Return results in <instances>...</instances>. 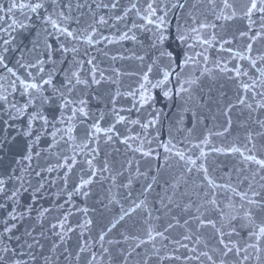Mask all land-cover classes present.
Returning a JSON list of instances; mask_svg holds the SVG:
<instances>
[{"label":"water","instance_id":"water-1","mask_svg":"<svg viewBox=\"0 0 264 264\" xmlns=\"http://www.w3.org/2000/svg\"><path fill=\"white\" fill-rule=\"evenodd\" d=\"M227 2L0 0V264L169 263L264 60V13ZM21 81L48 103L17 114Z\"/></svg>","mask_w":264,"mask_h":264},{"label":"snow or ice","instance_id":"snow-or-ice-1","mask_svg":"<svg viewBox=\"0 0 264 264\" xmlns=\"http://www.w3.org/2000/svg\"><path fill=\"white\" fill-rule=\"evenodd\" d=\"M53 2H54V0H53ZM224 3H225V7H231V5L228 4L227 0H224ZM112 6L116 7L115 4H113ZM15 7H17V5L13 4L12 8H15ZM18 7H20V8L28 7L31 9L32 12H36L38 9L43 7V4H41V3L27 4V5L26 4H20V5H18ZM148 7H149V9H152L151 4H149ZM12 8H9L8 11L11 12ZM153 11H154V9H153ZM254 11H259L261 13H264V0H259V3H258V0H250V5L247 7V11H246L245 15L250 17ZM61 15H63V14L61 13ZM228 18L230 19L231 17H228ZM46 19H50V17H46ZM52 24H53V27L58 28L55 21H52ZM200 27L203 28V27H206V25L202 24V25H200ZM58 30L60 31L61 35H66L68 37L75 38L74 33L72 31H70L68 28H62V29H58ZM193 31H196V29H193ZM241 35H244V33H241ZM5 43L7 44L8 42L5 41ZM204 43H208V41H204ZM249 48H251V45H249ZM60 49L65 53H67L69 51V49L66 48L63 44L60 45ZM5 51H7V49H5ZM71 51L75 52L76 50L71 49ZM3 61H4V56L0 55V64H2ZM38 63H40V62H38ZM88 63L91 64L92 63L91 60H89ZM253 63H255V62H253ZM8 71L11 72L12 69H8ZM40 71L43 72V68H41ZM164 75H165V78H167L168 73L165 72ZM237 75H240L239 70H237ZM144 79L147 80L148 77L145 75ZM73 81H75V84L73 83ZM93 82L99 83V81H95V80H93ZM21 84L24 86L25 92H27L29 89H32V90H35V92L39 93L40 95L39 96H33L31 93H29V99L26 101V103L21 108H18L15 104H10L9 107L12 109H15L17 114L23 115L24 110L27 109L29 107V105L33 104L34 101H36V100L40 101L41 106L48 103L50 98L43 95L40 84L26 83L24 81H21ZM43 84L44 85H53L51 74H49L48 79L43 80ZM77 84H87V81L80 80L77 71H71L70 75L66 76V83L62 87L67 88V90L69 92H71L74 89L75 85H77ZM243 87L248 88V85L245 84ZM141 88H144V85H141ZM53 92L59 93L60 98L62 100L64 99L63 92H61L60 89L56 88L54 85H53ZM167 95H169V93L165 92V96H167ZM0 100L7 102V97L6 96H0ZM81 103H83V101H81ZM61 107H67V104L65 103V104L61 105ZM73 111L75 114V110H73ZM80 111L82 112L83 109H80ZM34 119L42 120L45 122V124L48 123L47 118L45 116H43L40 112L33 113L29 117V123L31 124V121ZM123 119H124V117H122V116L119 117V120H123ZM69 131H71V129H69ZM97 131H100V129L98 127H97ZM108 131H111V129H108ZM37 140H39V136H37ZM26 159H27V157H26ZM248 159H250V160L255 159V157L249 156ZM256 163H258L259 165L264 167V160H257ZM84 183L87 184L88 181H84ZM3 185H4V181L0 180V192H2L4 190ZM15 195H16V192H13L12 196H15ZM253 195H256V194L253 193ZM213 203H215V202L213 201ZM249 203L253 204V205H257V201H255V200H249ZM0 207H2V205H0ZM122 218L123 217H121V219ZM53 227H55V226H53ZM5 231H9V229L6 228ZM259 232H260V234H264V227H261ZM101 238H103V237H101ZM221 243H223V241H221ZM225 247L227 248V245H225ZM4 251L7 252L8 249L5 248ZM228 251H231V249H228ZM247 258L248 257H245V259H247ZM0 259H2V258H0ZM209 259H211V257H209ZM15 264H20V262L16 261Z\"/></svg>","mask_w":264,"mask_h":264}]
</instances>
